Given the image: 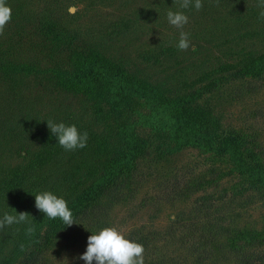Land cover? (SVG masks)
I'll return each instance as SVG.
<instances>
[{"label":"trees","instance_id":"trees-1","mask_svg":"<svg viewBox=\"0 0 264 264\" xmlns=\"http://www.w3.org/2000/svg\"><path fill=\"white\" fill-rule=\"evenodd\" d=\"M180 3L121 0L120 10L136 11L109 28L83 33L63 17L56 21L52 12L29 10L27 0H7L12 20L0 36L4 116L0 121L12 127L0 125V129L20 131L17 138H4L0 149L11 150L16 140V149L26 152L14 165L4 167L0 162V208L4 215H16V211L30 216L25 222L0 229V264H41L44 253L61 234L75 227L81 228L82 234L104 224L105 211L131 192L141 177L143 163H158L189 147L227 156L250 187L264 189V161L257 142L243 132L225 129L215 114L201 108L207 98L224 92L232 83L264 80V41H260L264 40V18L260 16L264 0L203 1L202 10L208 15L218 9L231 10L230 23L215 20L214 29L250 33L233 38L235 46L228 48L226 60L220 59L214 67L202 64L192 76L190 69H180L179 41L161 44L135 58L118 52L123 46L116 45L129 44V36L143 18L158 21L169 10L195 11L194 4L183 9ZM161 24L158 21L156 26ZM208 35L200 37L205 40ZM209 36L217 40L214 33ZM251 37L256 43L244 44ZM200 47L196 46L195 53ZM167 63L170 71L163 77L149 72ZM175 64L177 68L172 67ZM39 91L44 97L37 99L35 92ZM47 97L61 115L53 118L49 112L44 120L49 108L39 107ZM70 97L78 99V111L64 115L63 103ZM49 120L86 131L87 147L66 151L48 128ZM188 189L180 194H188ZM44 191L67 201L74 225L68 227L60 218L49 219L36 208L35 195ZM178 225L175 222L174 235ZM29 228L34 231L29 233ZM179 228L184 229L182 225ZM157 234L137 230L127 237L145 247V264H165L152 252L159 242ZM201 242L203 250L208 243ZM245 250L240 264L263 260L250 257Z\"/></svg>","mask_w":264,"mask_h":264},{"label":"rangeland","instance_id":"rangeland-1","mask_svg":"<svg viewBox=\"0 0 264 264\" xmlns=\"http://www.w3.org/2000/svg\"><path fill=\"white\" fill-rule=\"evenodd\" d=\"M151 1L142 0V3ZM27 3L28 9L38 14L52 12L56 21L63 17L66 22H74L77 25L74 26L83 33L109 28L122 16L136 11L120 10L121 0H27ZM230 13L231 10L218 9L216 14L208 15L202 9L192 10L185 14L189 22L183 29L172 26L164 15L158 19L162 23L160 27L156 26L158 21L143 18L141 25L129 36L130 43L124 42L116 47L123 46L118 51L122 56L135 58L145 51L158 49L161 44L178 42L181 31L190 33L194 49L197 45L202 49L198 53L192 47L187 51L179 50V65L181 70L190 69L189 76H192L202 69V64L214 67L220 59L226 60L228 48L235 46L233 38L250 33L236 29L222 33L214 29L215 20L223 23L227 20L229 24ZM211 33L217 40H211ZM201 34L209 35L204 40ZM260 41L264 40L261 38ZM247 43H256V38H247L244 44ZM168 64L150 68L149 72L163 77L170 71L166 69ZM173 66L178 67L177 64ZM2 89L0 86V91ZM225 89L207 98L201 104L202 111L215 114L225 129L243 132L255 140L264 161V80L235 82ZM35 93L37 99L44 97L40 91ZM77 102L74 97L64 101L62 114L77 113ZM52 103L47 97L40 104V109L49 108L42 117L44 120L50 113L53 118L61 115ZM2 109L0 101V118L4 119ZM0 125L12 127L7 121H0ZM19 131L0 129V138L3 139L0 142L4 138L9 141V135L17 138ZM15 141L11 150L4 152V148L0 149V162L4 167L18 163L21 161L19 155H25V150L19 152L16 149ZM141 172L131 192L105 211L107 219L104 224H96L94 229H86L82 234L81 228L76 227L61 234L44 253L41 264H57L65 258L68 264H86L79 257L86 252L88 237L112 226L123 229L127 237L137 230L158 233L159 242L152 247V252L165 264H240L246 254L244 249L252 258L263 257V260H255V264H264V189L250 187L246 177L237 171L227 156L189 147L167 155L158 163L146 161ZM187 187L188 194H180ZM4 213L0 208V219ZM175 222L179 225L174 235ZM181 225L186 231L179 228ZM200 240L208 243L203 250ZM193 241H197L196 245Z\"/></svg>","mask_w":264,"mask_h":264},{"label":"clouds","instance_id":"clouds-1","mask_svg":"<svg viewBox=\"0 0 264 264\" xmlns=\"http://www.w3.org/2000/svg\"><path fill=\"white\" fill-rule=\"evenodd\" d=\"M197 11L203 8V0H181L180 7L183 9L193 5ZM264 18V11L260 13ZM168 22L177 28L183 29L189 22V18L182 11H171L167 13ZM12 20V8L7 4V0H0V36L4 34L6 26ZM151 38V37H150ZM150 40V39H149ZM181 51H187L194 46L190 40V33L181 31L180 39L177 45ZM48 128L58 140V144L66 151L83 149L87 147L88 133H81L75 125H65L64 123H55L52 120L47 121ZM36 208L44 213L47 218H60L68 227L75 224L73 213L68 207L67 201L53 194L51 191H44L35 195ZM15 211V210H14ZM16 215L5 214L0 219V229L13 223L25 222L30 216L29 213H17ZM33 228L28 232L32 233ZM145 247L127 238L126 232L118 227H105L97 234L88 237V246L86 252L79 259L86 264H145ZM57 264H68L67 258Z\"/></svg>","mask_w":264,"mask_h":264}]
</instances>
